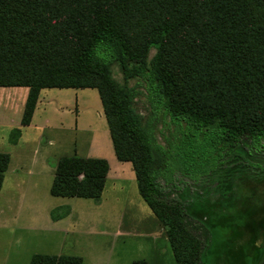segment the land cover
Masks as SVG:
<instances>
[{
  "label": "trees",
  "instance_id": "obj_1",
  "mask_svg": "<svg viewBox=\"0 0 264 264\" xmlns=\"http://www.w3.org/2000/svg\"><path fill=\"white\" fill-rule=\"evenodd\" d=\"M140 85L148 115L136 105ZM0 87L28 88L21 126L30 124L41 89H97L115 155L131 162L176 264H205L212 234L195 199L203 188L174 180L177 171L198 180L197 137L210 128L220 131L224 146L264 139V0H0ZM160 115L180 135H165ZM20 135L14 127L8 141ZM9 161L0 152V190ZM108 171L103 158L61 156L50 194L99 203ZM59 210L51 211L53 220L70 212ZM246 229L258 251L253 264H264V211ZM29 264H82V258L34 253Z\"/></svg>",
  "mask_w": 264,
  "mask_h": 264
},
{
  "label": "rangeland",
  "instance_id": "obj_2",
  "mask_svg": "<svg viewBox=\"0 0 264 264\" xmlns=\"http://www.w3.org/2000/svg\"><path fill=\"white\" fill-rule=\"evenodd\" d=\"M113 77L118 83L123 82L117 67L113 68ZM138 81L130 79L128 84ZM21 90L26 88L0 87V152L9 156L11 153L12 167L20 165L19 159L25 155L27 160H22V164L30 168L13 177L9 175L0 190V255L10 250L14 252L12 257L16 253L19 260L28 254L42 253L77 255L82 264H131L137 259L150 264H176L164 228L139 193L131 162L119 161L115 155L97 89H41L34 125L24 131L22 144L15 148L5 138L9 132L2 120L12 119L17 126L24 109ZM138 90L141 94L137 108L148 115L147 90L144 85L138 86ZM8 103H15V107L9 109ZM158 118V128L165 135L176 132L168 117ZM176 134L180 135L179 131ZM220 136L217 128L201 133L192 167L198 180L177 171L174 182L193 190L203 188L195 193V199L201 211H205L204 222L212 234L205 264H253L258 251L253 248V234L246 227L263 216L264 139L224 146L219 142ZM25 139L32 141L23 144ZM36 140L38 146L34 145ZM159 140L164 143L160 135ZM49 141H53L51 150L60 152L59 155L76 152L81 157L107 160L109 175L99 203L90 198L50 194L53 176L46 167L55 160L43 161L46 152L40 145ZM231 158L236 160L229 161ZM202 169L205 175L199 174ZM58 207L59 212L69 209L70 214L55 221L51 211ZM261 237L255 245L263 243ZM257 249L262 251L263 247Z\"/></svg>",
  "mask_w": 264,
  "mask_h": 264
},
{
  "label": "crops",
  "instance_id": "obj_3",
  "mask_svg": "<svg viewBox=\"0 0 264 264\" xmlns=\"http://www.w3.org/2000/svg\"><path fill=\"white\" fill-rule=\"evenodd\" d=\"M24 88H26V87H24ZM22 91V90H21ZM27 94H28V88H26V90H23L22 91V94H21V96H22V98H24L23 100V108H24V103H25V100H26V97H27ZM10 103V102H9ZM8 103V104H9ZM13 104H14V106H13ZM38 104V103H37ZM15 107V103H11V104H9V109H13ZM36 111H37V106H36V108H35V110H34V113H33V116H32V119H31V122H30V124L29 125H26V126H21V123H20V121L18 122V124H17V126L15 125L16 123H14V121H12V119H8V118H4L3 120H2V123H7V126H8V131H7V133L9 132L10 133V131L14 128V127H20L21 128V135H20V137H19V139H18V141L15 143V144H11L9 141V143L13 146V147H20L19 145H20V143H21V140L23 139V137H24V131H26V129H28L30 126H32V125H34V122H33V117H34V115H35V113H36ZM22 113H23V110L21 111ZM21 117H22V115H21ZM20 120H21V118H20ZM11 122V123H10ZM14 125H13V124ZM8 133V134H9ZM9 136V135H8ZM5 137V136H4ZM7 140H8V138L7 137H5ZM41 138V137H40ZM25 143H23V144H30V142L32 141V139L31 140H23ZM28 141H30V142H28ZM41 141H42V138H41ZM22 144V143H21ZM50 144H53V141H49V144H46V145H43L42 143L40 144V145H42V146H44V150H45V152H46V157H43L42 158V160L43 161H47V159H49V158H52V159H54L55 161V163L54 164H57V161H58V159L61 157V156H64V155H59V154H61L60 152L58 153V152H56L55 151V149H54V151H52L51 149L52 148H50ZM34 145H39V142L36 140V142H35V144ZM50 150V151H49ZM76 152H74V154H75ZM50 154H52V155H50ZM66 155V154H65ZM23 156H25V155H23ZM23 156H21L20 157V159H19V161H20V165H17V166H15V167H12V155H11V153H10V161H9V164H8V167H7V170H6V172H5V176H4V180H3V184H2V188L4 187V184H5V180L7 179V177L9 176V175H12V176H10V177H13V175H16V174H18L20 171H23V169H30L29 167H27L26 165H24V164H22V160H27V158L26 157H23ZM31 159V158H30ZM54 164H51L50 166L48 165L47 167H46V169H48V168H50L51 169V173H52V176L54 177V173H55V167H54ZM34 167H37L36 165L35 166H31V168H34ZM38 168H39V166H38ZM42 168H43V166H42ZM42 168H40V169H42ZM35 171H37V170H35ZM39 172V171H38ZM40 172H43V169L42 170H40ZM108 175H109V172H108V174H107V178H106V181H107V179H108ZM1 188V189H2ZM70 214V213H69ZM68 214V215H69ZM62 219V218H61ZM56 221V220H55ZM14 252H11L10 250H6V251H3L2 252V255H0V264H19V262L21 261V260H23V262H22V264H29V262H30V258H31V256L34 254H28V255H26V257H24V258H21L20 260H19V258H18V256H16V253L14 254V256L12 257V254H13ZM17 253H18V251H17ZM19 260V261H18ZM17 261H18V263H17Z\"/></svg>",
  "mask_w": 264,
  "mask_h": 264
}]
</instances>
